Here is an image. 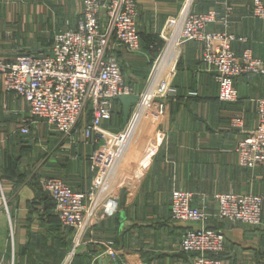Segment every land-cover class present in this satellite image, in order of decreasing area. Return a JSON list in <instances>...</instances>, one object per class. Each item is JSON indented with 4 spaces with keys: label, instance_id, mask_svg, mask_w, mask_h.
I'll use <instances>...</instances> for the list:
<instances>
[{
    "label": "crops",
    "instance_id": "obj_1",
    "mask_svg": "<svg viewBox=\"0 0 264 264\" xmlns=\"http://www.w3.org/2000/svg\"><path fill=\"white\" fill-rule=\"evenodd\" d=\"M135 1L142 50L131 56L116 50L124 81L131 84L134 95L145 86L140 90L148 75L150 39L163 34L169 20L185 7L191 14L214 10L217 18L229 8L226 31L237 39L231 45L233 52L240 56L249 50L264 66V20L252 17V0ZM80 12V0H0V59L46 50L55 34L74 27ZM175 26L169 24L164 36H169L166 41L175 40L174 54L167 63L165 84L169 85L157 125L167 138L134 190L118 189L113 217L94 214L80 239L60 226L53 205L41 201L34 186L49 196L41 182L53 177L74 191L87 192L93 180L90 158L97 149L80 136L70 143L38 119L27 136L20 135L28 107L0 86V264H99L108 259L109 247L117 252V259L104 264H183L182 233L198 226L171 220L174 190L193 194V206L209 214L206 227L224 235L222 264H264V216L257 227L222 222L215 217L212 200L213 195L227 193L264 198V167L249 170L237 165L234 150L240 134L229 127L230 119L242 114L244 131L254 129L253 100L264 99V75L235 80L237 101L219 102L214 73L201 62L203 45L189 41L177 49ZM206 30L224 28L215 23ZM167 47L168 42L164 51ZM153 139L152 127L141 124L133 142V162L142 156L146 141Z\"/></svg>",
    "mask_w": 264,
    "mask_h": 264
},
{
    "label": "built area",
    "instance_id": "obj_2",
    "mask_svg": "<svg viewBox=\"0 0 264 264\" xmlns=\"http://www.w3.org/2000/svg\"><path fill=\"white\" fill-rule=\"evenodd\" d=\"M80 5V16L74 27L55 34L47 53L0 59V86L21 98L28 107L29 116L19 126L20 135L27 136L34 119H38L70 143H74L73 137L80 136L85 144L97 149L90 158L93 180L87 192L74 191L59 178L41 182L54 204L60 225L73 230L75 240L84 234L94 214L113 217L118 189L134 190L149 160L165 142L167 134L157 125L164 113L161 100L166 97L169 85L161 81L151 95L147 93L155 63L126 125L116 132L105 129L103 126L113 115H121V110H113L115 98L134 95L131 85L124 81L116 50L130 56L142 50L137 3L135 0H80ZM230 13L226 8L217 18L214 10L191 14L185 7L176 18L169 20L163 33L166 34L169 24L176 25L177 49L189 41L203 45L201 62L214 73L217 98L222 103L237 101L235 80L264 75L263 63L249 50L240 56L233 52L231 45L237 39L226 31ZM251 15L264 20L261 0H252ZM215 23L225 30H206L209 24ZM253 104L257 122L250 133L244 131L242 114H236L229 122L230 129L240 134L234 150L237 165L249 170L264 167V99H255ZM146 119L154 131V139L146 141L142 156L133 162V142ZM212 200L216 204L215 217L222 222L257 227L264 216V198L260 195L216 194ZM192 203L193 194L172 191L171 220L198 226L182 233L181 250L186 254L183 264H222L219 256L224 250V235L207 228L209 214ZM105 255L110 262L117 259V252L110 247Z\"/></svg>",
    "mask_w": 264,
    "mask_h": 264
},
{
    "label": "rangeland",
    "instance_id": "obj_3",
    "mask_svg": "<svg viewBox=\"0 0 264 264\" xmlns=\"http://www.w3.org/2000/svg\"><path fill=\"white\" fill-rule=\"evenodd\" d=\"M175 28H177L176 31H178V27L175 26ZM165 35H167V33ZM165 35L164 34L163 35L160 34L159 37L158 36H153L150 39V43L148 44V49H147V52H146V56L149 57L148 58V63H149L148 75H149V72L152 71V68H153L154 64L157 63V61L159 60L161 54L163 53V51H164V49H165V47L167 45V41L166 40H167V38H169V36H166V38L164 39V36ZM50 38H52V36ZM49 49H50V46L46 50L43 49V50H39V51L33 52V53H35V55H38V54H43L44 55L45 53L48 52ZM141 49H142V47H141ZM148 75H146L147 76L146 77V80L148 78ZM126 76L127 75H125V79L127 78ZM146 80H145L144 83L139 84L140 85V90L142 89L143 84L145 85ZM113 110H115L117 112H119V110H121L120 104L118 102H116V101L113 104ZM142 124L144 126H146V124H148V119L143 120V123ZM103 127L105 129H108V130H111V131H118V130H120L121 127H122V116L121 115L120 116L118 115V120H116L115 119V115H113V118L111 120V124L110 125L109 124H105Z\"/></svg>",
    "mask_w": 264,
    "mask_h": 264
},
{
    "label": "bare ground",
    "instance_id": "obj_4",
    "mask_svg": "<svg viewBox=\"0 0 264 264\" xmlns=\"http://www.w3.org/2000/svg\"><path fill=\"white\" fill-rule=\"evenodd\" d=\"M175 36L177 39V31L175 28ZM175 40L173 38L168 39V47L166 50L161 54L159 60L157 61L154 69H153V75L151 77L150 83H149V91L147 92L148 94L151 95L152 91L155 90L157 84L161 81L165 83L167 77H168V72H167V66H168V61L169 57L170 59L173 58L174 51L172 49V42ZM169 50V52L167 51Z\"/></svg>",
    "mask_w": 264,
    "mask_h": 264
},
{
    "label": "water",
    "instance_id": "obj_5",
    "mask_svg": "<svg viewBox=\"0 0 264 264\" xmlns=\"http://www.w3.org/2000/svg\"><path fill=\"white\" fill-rule=\"evenodd\" d=\"M115 101L120 104L121 116H122V127H124L128 121V117H129L132 106H134L138 102V97L137 95H133V94L122 95V96L116 97ZM106 261H109V259L100 260L99 264H104Z\"/></svg>",
    "mask_w": 264,
    "mask_h": 264
},
{
    "label": "trees",
    "instance_id": "obj_6",
    "mask_svg": "<svg viewBox=\"0 0 264 264\" xmlns=\"http://www.w3.org/2000/svg\"><path fill=\"white\" fill-rule=\"evenodd\" d=\"M141 38H142V35H141ZM127 85H130V84H127ZM34 189H35V191H36V195H37V197L38 198H40V200L41 201H43V202H50L52 205H53V208H54V204H53V202H52V200H51V198L46 194V193H42L41 192V190H40V186H38V185H35L34 186ZM59 222V221H58ZM60 224V223H59ZM61 226V225H60ZM62 227V226H61ZM63 228V227H62ZM63 229H66L68 232H71V231H73V230H71V229H67V228H63ZM73 233V232H72Z\"/></svg>",
    "mask_w": 264,
    "mask_h": 264
}]
</instances>
